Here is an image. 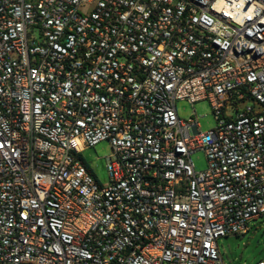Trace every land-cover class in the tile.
<instances>
[{
	"label": "built area",
	"instance_id": "obj_1",
	"mask_svg": "<svg viewBox=\"0 0 264 264\" xmlns=\"http://www.w3.org/2000/svg\"><path fill=\"white\" fill-rule=\"evenodd\" d=\"M262 216L264 0H0V264H224Z\"/></svg>",
	"mask_w": 264,
	"mask_h": 264
},
{
	"label": "rangeland",
	"instance_id": "obj_2",
	"mask_svg": "<svg viewBox=\"0 0 264 264\" xmlns=\"http://www.w3.org/2000/svg\"><path fill=\"white\" fill-rule=\"evenodd\" d=\"M180 119L197 118L199 130L207 132L215 127L212 110L208 102H199L190 106L185 102L176 103ZM111 154L107 142H101L93 148L84 149L80 158L92 171L100 184L108 181L105 168L106 158ZM196 171L206 168L204 152L197 151L191 155ZM249 231L243 236H229L217 241L218 252L224 264H258L264 263V216L248 223Z\"/></svg>",
	"mask_w": 264,
	"mask_h": 264
}]
</instances>
